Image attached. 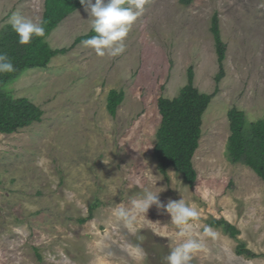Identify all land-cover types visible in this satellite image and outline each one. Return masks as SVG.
Returning a JSON list of instances; mask_svg holds the SVG:
<instances>
[{
  "label": "rangeland",
  "instance_id": "obj_1",
  "mask_svg": "<svg viewBox=\"0 0 264 264\" xmlns=\"http://www.w3.org/2000/svg\"><path fill=\"white\" fill-rule=\"evenodd\" d=\"M45 1L0 0V32L14 14L41 21ZM215 14L228 47L226 75L204 117L190 187L174 170L168 178L158 170V100L177 97L190 68L201 92L215 91ZM89 19L85 8L71 15L48 39L51 47H71L91 31ZM123 46L98 56L80 44L6 88L45 114L0 134V264H166L169 246L183 238L163 209L152 206L131 228L113 215L145 191L196 208L197 238L213 219L240 231L235 239L213 228L218 235L203 238L191 264H264V182L227 152L230 109L249 123L264 119V0H144ZM112 90L125 93L115 118L107 110ZM96 203L93 219L81 223ZM240 244L256 257L239 256Z\"/></svg>",
  "mask_w": 264,
  "mask_h": 264
},
{
  "label": "trees",
  "instance_id": "obj_2",
  "mask_svg": "<svg viewBox=\"0 0 264 264\" xmlns=\"http://www.w3.org/2000/svg\"><path fill=\"white\" fill-rule=\"evenodd\" d=\"M194 0H182L191 4ZM84 6L80 0H46L41 22L45 27L43 37L32 38L28 45L18 43V36L11 25L0 32V52L6 53L14 65L15 71L0 73V134L13 135L20 130L41 123L44 111L30 99L16 98L6 88L27 71L47 69L52 61L59 56L67 55L71 50L82 44V41L95 35L91 31L78 37L69 48L54 49L48 39L59 26L71 15ZM211 33L216 47L219 72L216 76V89L212 94L201 92L195 86L194 69L188 71V83L173 99L160 98L158 111L161 116L157 132V143L154 148V158L160 174L169 177V171L174 170L181 175L183 181L190 187H195L198 173L194 166V157L200 148L203 137L204 117L213 99L219 94L220 84L225 78V63L228 47L222 37L218 14L211 20ZM125 100L124 91L112 90L107 99V110L115 118L119 107ZM230 136L227 152L231 163L243 164L254 171L264 182V119L249 123L246 113L236 107L228 111ZM98 204L91 205L89 217L80 220L87 223L93 219ZM210 226L221 229L231 238H237L240 231L226 219H213ZM239 256L255 258L254 253L240 244L237 248Z\"/></svg>",
  "mask_w": 264,
  "mask_h": 264
},
{
  "label": "clouds",
  "instance_id": "obj_3",
  "mask_svg": "<svg viewBox=\"0 0 264 264\" xmlns=\"http://www.w3.org/2000/svg\"><path fill=\"white\" fill-rule=\"evenodd\" d=\"M88 13L91 27L95 35L82 41V45L93 49L98 56L118 55L124 50L123 41L127 37L130 26L137 20L143 9L144 0H80ZM12 30L18 36V43L28 45L32 38L43 37L45 27L38 19L33 21L23 15L14 14L8 21ZM15 71L14 65L6 53L0 52V73ZM161 193V192H160ZM160 193L145 191L130 201L131 207L118 204L113 210L118 220L131 228L141 215H146L152 206L163 209L170 217L171 223L178 229L177 236L183 242L174 247L169 246V252L164 257L166 264H191L195 253L203 251L204 237L215 238L218 233L206 225L200 238L193 235L195 222L199 217L196 208L187 205L183 198L169 200L166 204L159 199ZM137 255H142V249L136 247Z\"/></svg>",
  "mask_w": 264,
  "mask_h": 264
}]
</instances>
